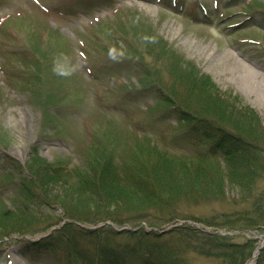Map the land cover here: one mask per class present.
<instances>
[{
    "label": "rangeland",
    "instance_id": "rangeland-1",
    "mask_svg": "<svg viewBox=\"0 0 264 264\" xmlns=\"http://www.w3.org/2000/svg\"><path fill=\"white\" fill-rule=\"evenodd\" d=\"M219 1L217 7L213 0H202L209 13L218 11L211 19L197 11L192 23L169 3L159 5L155 0H107L84 10L72 6L75 0H0V217L27 205L23 177L9 167L27 163L34 146L50 163L70 169L111 153L118 165L134 170L132 166L149 157V147L187 160L223 162L210 155L212 142L188 138L177 119L169 115L165 120L164 109L154 108V97L144 96L140 71L119 61L122 50H128L124 36L144 54V65L158 72L164 89L172 83L171 70L178 71L172 51L198 73L210 76L220 91L238 94L264 125V0ZM235 24L238 28H229ZM138 26L143 27L139 36ZM102 43L111 44L113 56ZM87 55L93 59L95 78L88 72ZM123 59L130 61L127 55ZM186 86L178 85L180 95L186 94ZM6 157L11 158L9 167ZM189 201L181 199L171 209L148 208L138 215L143 222L138 226L108 223L117 233L132 227L163 235L162 240L177 244L185 264H221L203 255L205 239L197 238L201 242L197 243L192 237L162 234L194 219L202 230L223 231L227 235H221L234 243H252L253 256L246 264H256L253 257L264 243V231L227 229L243 225L231 224L230 216L245 208L234 191L227 189L222 199ZM43 213L66 219L58 205ZM85 225L95 228L91 222ZM8 242L0 244V264H67L59 261L61 254L28 262L18 243ZM130 264H136L135 259Z\"/></svg>",
    "mask_w": 264,
    "mask_h": 264
},
{
    "label": "trees",
    "instance_id": "trees-1",
    "mask_svg": "<svg viewBox=\"0 0 264 264\" xmlns=\"http://www.w3.org/2000/svg\"><path fill=\"white\" fill-rule=\"evenodd\" d=\"M106 1L75 0L72 6L84 10L104 5ZM140 29L143 27L135 29L137 36ZM129 40L124 36L128 50H122L119 61H126V66L140 71L146 88L144 96L154 97L157 101L154 108L164 109L165 120L169 115L177 119L188 138L212 142L210 155L223 162L187 160L149 147L146 152L149 157L132 166L134 170L118 165L111 153L81 168L70 169L67 164H50L34 146L26 166L13 167L23 177L22 185L27 186L22 187L26 189L27 205L0 217V241L14 233L34 235L59 225L63 219L57 216L52 219L43 213L54 209V205L65 210L69 221L44 239L20 241L23 254L31 260L60 253L68 264H130L131 259L136 264H185L177 244L168 243L155 233L141 230L119 234L107 224L96 229L84 224L97 225L109 220L117 225L140 224L138 215L148 208L171 209L181 199L192 202L222 199L227 189L234 191L245 205L243 211L230 216L231 224L236 221L243 225L227 228L264 230V125L258 112L238 94L220 91L210 76L198 73L193 65L182 62L172 51L173 66L178 71L171 70L172 83L164 89L158 72L144 65V54ZM110 45L102 43L111 57L115 49ZM125 55L130 61L123 59ZM92 60L87 55L86 61L92 63ZM184 83L188 89L184 90L185 95H180L177 87ZM45 112L49 114L48 110ZM10 159L6 157L8 167ZM57 187L62 188L58 194L54 193ZM35 221L44 225H35ZM185 230L205 239L208 247L203 255L221 264H245L252 255L250 242L239 244L220 235L193 228ZM180 232L178 229L172 234L183 239L184 233ZM120 240L127 241L120 243ZM89 247L97 253L89 251ZM258 264H264V250Z\"/></svg>",
    "mask_w": 264,
    "mask_h": 264
}]
</instances>
